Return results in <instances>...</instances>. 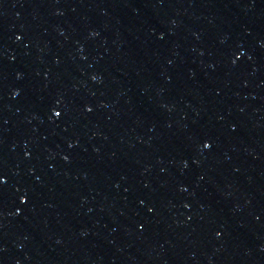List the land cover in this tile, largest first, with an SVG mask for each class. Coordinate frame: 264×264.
<instances>
[{"label": "water", "instance_id": "1", "mask_svg": "<svg viewBox=\"0 0 264 264\" xmlns=\"http://www.w3.org/2000/svg\"><path fill=\"white\" fill-rule=\"evenodd\" d=\"M0 264H264V0H0Z\"/></svg>", "mask_w": 264, "mask_h": 264}]
</instances>
